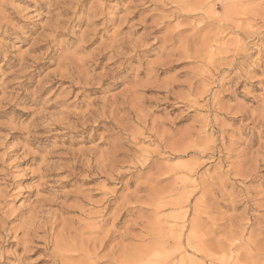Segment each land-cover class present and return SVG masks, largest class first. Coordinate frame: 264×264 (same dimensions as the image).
Returning a JSON list of instances; mask_svg holds the SVG:
<instances>
[{"label":"rangeland","instance_id":"rangeland-1","mask_svg":"<svg viewBox=\"0 0 264 264\" xmlns=\"http://www.w3.org/2000/svg\"><path fill=\"white\" fill-rule=\"evenodd\" d=\"M235 261L264 264V0H0V264Z\"/></svg>","mask_w":264,"mask_h":264},{"label":"bare ground","instance_id":"bare-ground-1","mask_svg":"<svg viewBox=\"0 0 264 264\" xmlns=\"http://www.w3.org/2000/svg\"><path fill=\"white\" fill-rule=\"evenodd\" d=\"M202 247V245H201ZM203 248V247H202ZM207 249V248H206ZM209 251V250H208ZM210 252V251H209ZM208 256H209V253L208 252H205ZM237 263V261H235ZM235 262L233 264H235ZM238 264V263H237Z\"/></svg>","mask_w":264,"mask_h":264}]
</instances>
